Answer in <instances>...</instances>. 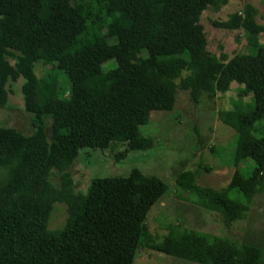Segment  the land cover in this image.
Returning a JSON list of instances; mask_svg holds the SVG:
<instances>
[{
    "label": "trees",
    "instance_id": "1",
    "mask_svg": "<svg viewBox=\"0 0 264 264\" xmlns=\"http://www.w3.org/2000/svg\"><path fill=\"white\" fill-rule=\"evenodd\" d=\"M228 1L0 0V66L12 58L25 67L34 107L28 157L0 153V264H133L141 245L200 264H264V245L178 224L155 241L145 219L167 189L156 176L134 168L127 176L93 178L80 195L68 171L82 148H109L119 161L131 150L155 146L157 138L139 127L151 111H171L177 89L198 104L201 96L212 100L237 83L241 99L217 115L245 137L233 160H252L249 175L236 169L222 189L199 185L198 172L190 170L175 180L202 207L218 212L225 227L245 217L254 195L264 191V131L255 126L264 119V24L245 3L214 22L243 32L242 51L232 57L210 52L200 17ZM112 22L118 30L110 29ZM111 59L115 67L105 65ZM37 61L50 70L38 76ZM56 202L66 204L68 218L50 230Z\"/></svg>",
    "mask_w": 264,
    "mask_h": 264
},
{
    "label": "rangeland",
    "instance_id": "2",
    "mask_svg": "<svg viewBox=\"0 0 264 264\" xmlns=\"http://www.w3.org/2000/svg\"><path fill=\"white\" fill-rule=\"evenodd\" d=\"M251 3L257 9L256 21L264 24V0H229L218 9L209 7L203 11L200 23L207 38V49L219 55L220 52L232 57L242 51L246 40L241 30H229L214 25L234 11ZM117 22L110 24L116 31ZM98 29H103L99 26ZM116 39L114 38L113 41ZM264 43V36L260 37ZM116 66L114 59L105 65ZM104 65V66H105ZM54 69V67H51ZM38 76L50 69L43 61L34 64ZM25 67L15 59L5 58L0 66V153L9 154L17 159H25L32 150L30 119L33 104L29 100L25 83ZM62 79L67 81L65 75ZM186 71L183 72V75ZM237 83L223 95L217 93L209 100L201 96L194 104L188 91L177 89L175 106L171 111L153 110L146 124L139 127L142 135L155 136L157 144L145 149L128 152L119 161L114 159L109 148H82L69 167L73 178L75 194L83 195L93 178L127 176L134 168L145 175H153L163 180L167 189L147 213L145 226L155 241H161L168 232V226L178 224L181 228L226 236L238 242L264 245V191L255 194L245 217L225 227L218 212L202 207L201 199L195 194L184 191L176 185V177L185 170L198 172L196 182L201 186L222 189L227 186L233 172L237 169L248 176L253 166L252 160L245 159L234 163V153L240 150L245 137L218 119V109L228 108L241 98L236 95ZM244 101L250 96L244 97ZM46 129H50L51 117H45ZM262 125L264 119L255 126ZM48 132V131H47ZM255 136L261 134L254 133ZM203 167H208V171ZM52 181L58 186L56 171ZM68 218L66 204L56 202L50 212L47 228L60 229ZM133 264H200L152 250L144 245L138 248Z\"/></svg>",
    "mask_w": 264,
    "mask_h": 264
}]
</instances>
